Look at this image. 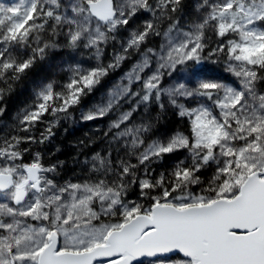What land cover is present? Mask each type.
<instances>
[{"label":"snow or ice","instance_id":"obj_1","mask_svg":"<svg viewBox=\"0 0 264 264\" xmlns=\"http://www.w3.org/2000/svg\"><path fill=\"white\" fill-rule=\"evenodd\" d=\"M0 264H264V0H0Z\"/></svg>","mask_w":264,"mask_h":264},{"label":"trees","instance_id":"obj_2","mask_svg":"<svg viewBox=\"0 0 264 264\" xmlns=\"http://www.w3.org/2000/svg\"><path fill=\"white\" fill-rule=\"evenodd\" d=\"M21 99H23V97H21ZM13 105H15L17 103L16 100H13ZM84 131H90V129L88 128H84L80 131H76L74 133H71L69 135H65L63 134V130L61 129L60 132L57 133V142H63V143H67L68 140L74 139L76 136H82Z\"/></svg>","mask_w":264,"mask_h":264}]
</instances>
